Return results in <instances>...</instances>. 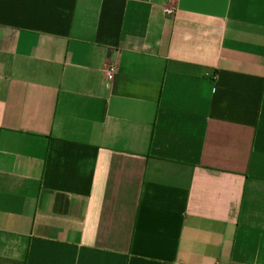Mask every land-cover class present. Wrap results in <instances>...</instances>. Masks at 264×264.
I'll return each instance as SVG.
<instances>
[{
	"label": "crops",
	"instance_id": "0c3cea01",
	"mask_svg": "<svg viewBox=\"0 0 264 264\" xmlns=\"http://www.w3.org/2000/svg\"><path fill=\"white\" fill-rule=\"evenodd\" d=\"M0 264H264V0H0Z\"/></svg>",
	"mask_w": 264,
	"mask_h": 264
},
{
	"label": "built area",
	"instance_id": "2783aa9c",
	"mask_svg": "<svg viewBox=\"0 0 264 264\" xmlns=\"http://www.w3.org/2000/svg\"><path fill=\"white\" fill-rule=\"evenodd\" d=\"M165 13L167 15H173L175 13V7L174 6H168L164 9ZM105 77L108 81L112 80L115 73H116V65L113 63H109L107 64L104 68H103Z\"/></svg>",
	"mask_w": 264,
	"mask_h": 264
}]
</instances>
